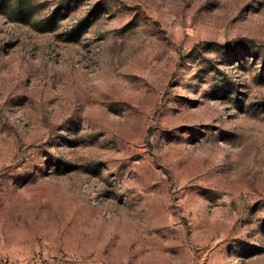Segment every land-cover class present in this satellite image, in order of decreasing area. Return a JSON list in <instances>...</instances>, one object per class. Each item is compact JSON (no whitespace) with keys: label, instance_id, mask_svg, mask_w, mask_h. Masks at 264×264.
<instances>
[{"label":"rangeland","instance_id":"obj_1","mask_svg":"<svg viewBox=\"0 0 264 264\" xmlns=\"http://www.w3.org/2000/svg\"><path fill=\"white\" fill-rule=\"evenodd\" d=\"M0 264H264V0H0Z\"/></svg>","mask_w":264,"mask_h":264}]
</instances>
